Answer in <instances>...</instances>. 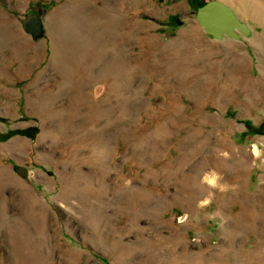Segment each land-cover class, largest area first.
I'll return each instance as SVG.
<instances>
[{"label":"rangeland","instance_id":"374dc122","mask_svg":"<svg viewBox=\"0 0 264 264\" xmlns=\"http://www.w3.org/2000/svg\"><path fill=\"white\" fill-rule=\"evenodd\" d=\"M200 4L0 0L45 29L0 85V264H264L259 61Z\"/></svg>","mask_w":264,"mask_h":264},{"label":"crops","instance_id":"0c3cea01","mask_svg":"<svg viewBox=\"0 0 264 264\" xmlns=\"http://www.w3.org/2000/svg\"><path fill=\"white\" fill-rule=\"evenodd\" d=\"M197 1L191 0L194 3ZM208 2H216L228 8L241 25L232 27L229 35L222 32L218 37L210 36L214 44H229L228 48L218 45L219 53L227 52L232 56L236 54L237 59L244 55L245 58L259 61L256 64L260 68L262 81L259 99L251 97L254 89L247 84H243L240 89H234L244 93V96H238V98L243 99L244 103H264V0H200L201 6L197 9ZM25 10L31 9L27 6ZM0 13L3 17L0 18V85H5L3 90L6 91L8 89L6 86H11L13 83L18 84L21 81L22 69H36L41 63L37 62L39 41L33 40L24 33L21 20L9 15L2 5ZM217 15L216 12H210L208 17L216 18ZM219 18L221 20V16ZM194 19L197 25L202 27L195 15Z\"/></svg>","mask_w":264,"mask_h":264},{"label":"water","instance_id":"95a60500","mask_svg":"<svg viewBox=\"0 0 264 264\" xmlns=\"http://www.w3.org/2000/svg\"><path fill=\"white\" fill-rule=\"evenodd\" d=\"M210 12H216L218 14L217 17H208ZM195 17L206 33L212 37H218L222 32L229 35L232 27L241 26L235 15L228 8L216 2L205 3V5L197 9ZM177 23L180 24V22ZM21 26L24 33L29 35L33 40H39L44 37L45 29L38 12L35 13L27 10L24 18L21 20Z\"/></svg>","mask_w":264,"mask_h":264},{"label":"trees","instance_id":"16d2710c","mask_svg":"<svg viewBox=\"0 0 264 264\" xmlns=\"http://www.w3.org/2000/svg\"><path fill=\"white\" fill-rule=\"evenodd\" d=\"M21 134V135H28V131H19V132H10L9 134L7 135H0V140L4 141V140H7L8 138H10L11 136H13L14 134Z\"/></svg>","mask_w":264,"mask_h":264}]
</instances>
